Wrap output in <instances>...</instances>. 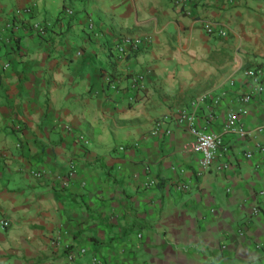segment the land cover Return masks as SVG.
<instances>
[{
	"label": "crops",
	"instance_id": "crops-1",
	"mask_svg": "<svg viewBox=\"0 0 264 264\" xmlns=\"http://www.w3.org/2000/svg\"><path fill=\"white\" fill-rule=\"evenodd\" d=\"M0 35V264H264V0H0Z\"/></svg>",
	"mask_w": 264,
	"mask_h": 264
},
{
	"label": "built area",
	"instance_id": "built-area-1",
	"mask_svg": "<svg viewBox=\"0 0 264 264\" xmlns=\"http://www.w3.org/2000/svg\"><path fill=\"white\" fill-rule=\"evenodd\" d=\"M199 0H174V5L175 6H180V5H187V4H193V3H198ZM24 13H28V9L23 10ZM63 14L65 16H71L72 11L69 8H64L63 9ZM87 27L91 33H94L96 38H100L101 34L98 32H95L96 29L93 25V23L88 22ZM30 30L33 31V33L37 35H44L45 34V24L43 22L41 23H32L28 27ZM203 29L205 33L212 35V34H217L219 36L223 35V32L220 30H216L213 28L211 24L205 23L203 25ZM5 40V36L0 35V43ZM145 43L144 39H139V38H127L123 37L120 38L115 45L114 51L116 54V58L123 59L127 55H130L138 50L139 47L143 46ZM3 68H6L7 65L6 63L2 65ZM244 74L252 79L253 83H256V73L255 71L252 70H247L244 72ZM140 79V78H138ZM137 87H140L141 85H136ZM256 88L258 89V86L256 85ZM111 89L114 90L116 89L115 85H111ZM250 96L248 94H245L241 96L240 101L242 103H245L249 100ZM242 113L240 109H237L236 111L233 112H228L226 114V121L223 130L226 132H232L236 133L238 135H243L244 131L242 128L239 127L238 125V116L239 114ZM187 120L189 123H191V118L186 117L185 114H180V117L176 120L177 123H181L182 121ZM189 133L194 137V143L192 146V150L198 154H200V158L198 160V173L197 175H200L203 171L208 170L211 166H214L215 170H222L227 167V165L224 164H214V160L217 156V149L221 147V137L218 134H210L205 131L201 130H196L195 128L191 127V124H189ZM151 135H158V134H168V131L166 130H161L160 129V122H157L154 124L150 131ZM79 139H82L79 137ZM85 143V141H83ZM257 150L262 151L263 149L259 146H257ZM250 153L246 152L244 154L245 158L250 157ZM71 171L69 172V174ZM32 176L38 177V173H32ZM154 184V181H148L145 186L150 187ZM62 185L64 186L65 183L62 182ZM179 188H182L180 186ZM260 202L264 203V191H261L258 193ZM257 209H253V213L256 214ZM8 226V223L0 218V228H5ZM80 252H83L82 250ZM69 260L72 259L71 256L68 257Z\"/></svg>",
	"mask_w": 264,
	"mask_h": 264
}]
</instances>
